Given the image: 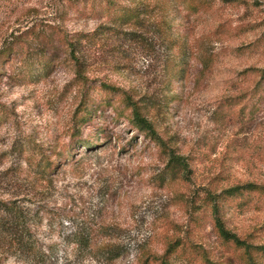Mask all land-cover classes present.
<instances>
[{
    "label": "rangeland",
    "instance_id": "1",
    "mask_svg": "<svg viewBox=\"0 0 264 264\" xmlns=\"http://www.w3.org/2000/svg\"><path fill=\"white\" fill-rule=\"evenodd\" d=\"M110 1L0 0V264H248L212 209L264 245V193L219 197L264 186V0Z\"/></svg>",
    "mask_w": 264,
    "mask_h": 264
},
{
    "label": "trees",
    "instance_id": "2",
    "mask_svg": "<svg viewBox=\"0 0 264 264\" xmlns=\"http://www.w3.org/2000/svg\"><path fill=\"white\" fill-rule=\"evenodd\" d=\"M78 1L82 2L83 4H88L89 1H91V0H78ZM92 1L94 2V0H92ZM170 1H176V0H170ZM231 1L235 2L237 0H231ZM105 2L107 4L113 3L110 0H105ZM117 11H118L119 18H124L125 14H127L126 9H124V7L118 8ZM130 15L131 14H129V15L127 14L125 17L129 16V18H131L132 16H130ZM71 50H72V48H71ZM11 52H12L11 48L7 49L2 54V57L6 58L9 54H11ZM23 65L28 67L29 63L27 62L26 59H24ZM243 74L252 75V76L258 75V80H257V82H255L253 90L256 92H263L264 91V69H262V70L247 69L243 72ZM104 91L114 92L115 90L112 89L111 87H106V90H104ZM86 99H87V97H85L84 100L82 99V103H83L81 105V106H83L82 114H85V115H82L79 122L85 120V116H87L90 113L89 105H90V103H92V100L90 98H88L87 100ZM122 102L124 103L125 107H127L130 111V122L133 124V126L136 129H138L140 132H142L143 134H145V135L149 134L153 138L154 131H153L152 127L150 126V123L147 121V118L145 117V113L143 111L144 105L139 104L138 101L131 100V98L128 95H123ZM72 142H75V140L73 139ZM84 144H85V146H87L89 148L92 147L91 142L86 141V142H84ZM52 164H53V166L56 167V163H52ZM52 164H50V163L47 164V172H46L47 174L53 170V167H51ZM250 192L264 193V186H258L256 184L247 183V184H244L241 186H235V187H231L229 189H226L222 192V194L219 195V197L225 196L227 198H231V197L240 196L243 193H250ZM213 204H215V203H213ZM0 210H4L5 213H9L11 211L7 207H3ZM212 212L214 215L213 227H214L216 233L218 234V236L220 237V239H222V241H224V242L231 243L236 249L242 250L244 255L247 257L248 264H264V245L253 246V245L247 244L245 241L239 240L238 238H236L235 235H232L226 231L224 224H223L221 218L219 217V208L217 209V207L215 205H213ZM217 214H218V216H217ZM81 243L86 244L85 241H82V239H80L78 244H81ZM104 247H105V249H104L103 253L108 258H110V259L114 258L115 259L118 256H120V253H118L116 246L105 245ZM182 248H184V244L182 242L174 241L171 244H169L165 255H167L168 253H173L175 250L182 249ZM160 262H161L160 264H167L163 258L160 260Z\"/></svg>",
    "mask_w": 264,
    "mask_h": 264
}]
</instances>
